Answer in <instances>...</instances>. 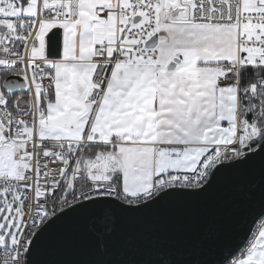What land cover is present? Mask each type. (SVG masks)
<instances>
[{"label":"snow or ice","instance_id":"6c2138e0","mask_svg":"<svg viewBox=\"0 0 264 264\" xmlns=\"http://www.w3.org/2000/svg\"><path fill=\"white\" fill-rule=\"evenodd\" d=\"M225 184L259 210L194 264H264V0H0V264Z\"/></svg>","mask_w":264,"mask_h":264},{"label":"water","instance_id":"95a60500","mask_svg":"<svg viewBox=\"0 0 264 264\" xmlns=\"http://www.w3.org/2000/svg\"><path fill=\"white\" fill-rule=\"evenodd\" d=\"M257 179L250 175L246 183ZM258 210V196L250 199L246 189L238 193L225 184L205 198L177 199L135 218L116 214L113 232L104 241L106 253L100 252L92 230L94 218L77 217L59 229L72 243L56 246L46 258L109 264H157L162 258L176 264L211 261L238 242Z\"/></svg>","mask_w":264,"mask_h":264}]
</instances>
